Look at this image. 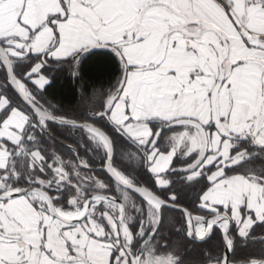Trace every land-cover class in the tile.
I'll return each instance as SVG.
<instances>
[{
    "label": "snow or ice",
    "instance_id": "1",
    "mask_svg": "<svg viewBox=\"0 0 264 264\" xmlns=\"http://www.w3.org/2000/svg\"><path fill=\"white\" fill-rule=\"evenodd\" d=\"M89 53L110 54L118 79L90 118H57L40 70L75 72ZM0 75V264H185L160 236L184 192L202 264H264V0H0ZM49 122L79 131L110 182L44 152ZM137 168L183 191L166 203Z\"/></svg>",
    "mask_w": 264,
    "mask_h": 264
},
{
    "label": "trees",
    "instance_id": "2",
    "mask_svg": "<svg viewBox=\"0 0 264 264\" xmlns=\"http://www.w3.org/2000/svg\"><path fill=\"white\" fill-rule=\"evenodd\" d=\"M42 72L48 76L49 83L42 92L36 91L40 103L57 118L79 121L85 117H91V111L99 105L102 94H106L118 79L119 67L110 54L89 53L76 66L75 72L67 64L57 66L56 62H50L46 67H43ZM2 81L3 77L0 75V88L3 87ZM29 88L32 90L30 86ZM8 95L12 96V93L9 92ZM12 99L14 104L22 106L15 96ZM96 126L102 127L103 123L101 122ZM114 142L117 153L115 157L116 164L118 167L125 168L127 166L124 161L119 159V154L127 150V145L123 144L118 138H114ZM84 143L85 141L79 131L48 124L47 134L42 141V150L48 154L54 153L65 164H78L80 161H85L90 165V168L81 170L82 174H96V178L110 182L98 169L102 167L100 157L91 150L86 152L84 148L80 147ZM64 144L73 148L75 152L64 147ZM77 155L79 159H77ZM175 163L177 168L186 166L184 161ZM130 174L139 186L148 188L166 202L167 195L172 191H183L181 187L182 180L176 174L171 177V183L174 187L164 190L154 187L150 177L141 168L130 171ZM133 197L136 196L133 195ZM136 198L138 199V197ZM193 198V193L184 192L178 198L176 205L196 212L198 210L193 207ZM132 227L135 228L136 226L132 225ZM160 227L162 239L170 246L179 248L181 255L186 257L185 264H202L200 253L203 249L199 247L198 242L186 238L182 213L164 209ZM177 229L180 231H177ZM221 244L219 233H215L208 242L207 247L215 250L219 249ZM240 254L244 253L241 252Z\"/></svg>",
    "mask_w": 264,
    "mask_h": 264
},
{
    "label": "water",
    "instance_id": "3",
    "mask_svg": "<svg viewBox=\"0 0 264 264\" xmlns=\"http://www.w3.org/2000/svg\"><path fill=\"white\" fill-rule=\"evenodd\" d=\"M19 100V99H18ZM20 101V100H19ZM20 103H21V101H20ZM49 124H51V125H55V126H59V127H66V126H61V125H59V124H57V123H54V122H49ZM66 128H68V127H66ZM64 147H66V148H69V149H71L73 152H75V150L73 149V148H71L70 146H68V145H63ZM76 154V153H75ZM98 170V169H97ZM100 171H102V168H100L99 169ZM140 187H142V186H140ZM151 191V190H150ZM155 194V193H154ZM132 195H134V196H136V194H132ZM158 198H160V197H158ZM161 199V198H160ZM162 200V199H161ZM166 202V201H165ZM167 203V202H166ZM183 207H180V206H175V208H165V209H169V210H172V211H177V212H180V213H182L181 211H180V209H182ZM195 241V240H194ZM195 242H198V241H195ZM198 243H200V242H198Z\"/></svg>",
    "mask_w": 264,
    "mask_h": 264
},
{
    "label": "crops",
    "instance_id": "4",
    "mask_svg": "<svg viewBox=\"0 0 264 264\" xmlns=\"http://www.w3.org/2000/svg\"><path fill=\"white\" fill-rule=\"evenodd\" d=\"M40 74L43 75V76L49 81L48 76L46 75V73H43V72H42V69L40 70ZM28 85H29L32 89H34V86H33V85H31V84H28ZM28 85H27V86H28ZM29 86H28V87H29ZM45 86H46V85H45ZM45 86H44V87H45ZM29 89H30V88H29ZM30 90H31V89H30ZM36 91L41 92V91H39V90H36Z\"/></svg>",
    "mask_w": 264,
    "mask_h": 264
},
{
    "label": "flooded vegetation",
    "instance_id": "5",
    "mask_svg": "<svg viewBox=\"0 0 264 264\" xmlns=\"http://www.w3.org/2000/svg\"><path fill=\"white\" fill-rule=\"evenodd\" d=\"M102 168V167H101ZM98 169H100V168H98ZM97 170V169H96Z\"/></svg>",
    "mask_w": 264,
    "mask_h": 264
}]
</instances>
